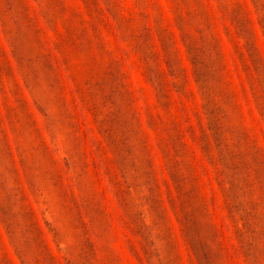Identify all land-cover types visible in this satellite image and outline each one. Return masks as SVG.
Instances as JSON below:
<instances>
[{"label":"rangeland","instance_id":"rangeland-1","mask_svg":"<svg viewBox=\"0 0 264 264\" xmlns=\"http://www.w3.org/2000/svg\"><path fill=\"white\" fill-rule=\"evenodd\" d=\"M0 264H264V0H0Z\"/></svg>","mask_w":264,"mask_h":264}]
</instances>
